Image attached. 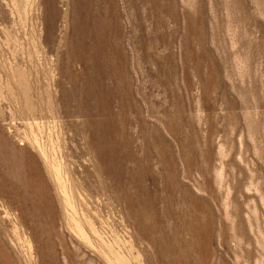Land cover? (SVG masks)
Wrapping results in <instances>:
<instances>
[{"label": "rangeland", "instance_id": "374dc122", "mask_svg": "<svg viewBox=\"0 0 264 264\" xmlns=\"http://www.w3.org/2000/svg\"><path fill=\"white\" fill-rule=\"evenodd\" d=\"M0 264H264V0H0Z\"/></svg>", "mask_w": 264, "mask_h": 264}, {"label": "bare ground", "instance_id": "6f19581e", "mask_svg": "<svg viewBox=\"0 0 264 264\" xmlns=\"http://www.w3.org/2000/svg\"><path fill=\"white\" fill-rule=\"evenodd\" d=\"M82 4V3H81ZM87 4V3H86ZM75 5V4H74ZM81 29V28H80ZM107 29V28H106ZM102 36V35H101ZM108 41V40H107ZM96 66V65H95ZM94 67V66H93ZM196 225V224H195ZM198 229V228H197ZM192 251V250H191ZM180 253H182V252H180Z\"/></svg>", "mask_w": 264, "mask_h": 264}]
</instances>
